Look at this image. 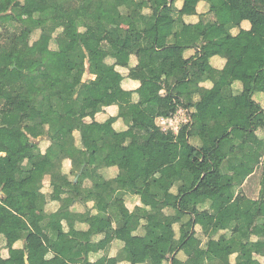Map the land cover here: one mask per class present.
<instances>
[{
	"label": "trees",
	"instance_id": "trees-1",
	"mask_svg": "<svg viewBox=\"0 0 264 264\" xmlns=\"http://www.w3.org/2000/svg\"><path fill=\"white\" fill-rule=\"evenodd\" d=\"M204 1L208 10L198 12ZM237 1L240 11L229 0H182L180 9L177 0H0V234L9 253L7 259L0 255V264H82L75 253L94 254L113 239L124 245L120 255L94 264H163L160 239L182 251L185 264H230L233 253L235 264H251L253 254L264 257V221L256 222L263 196L251 200L240 191L264 155V140L256 135L264 114L252 99L256 77L264 76V0ZM191 16L197 23L184 21ZM243 21L248 32L240 29ZM236 28L258 53L222 49ZM168 48L177 52L173 61ZM191 48L198 51L184 59ZM213 56L226 59L222 70L209 66ZM197 64L204 66L198 78L192 75ZM237 69L251 80L233 95ZM137 81L138 88L130 87ZM200 81L211 88L198 87ZM181 107L193 113L176 134L155 124ZM99 114L104 119L96 123ZM154 157L161 164L151 169ZM64 160L71 162L70 172L53 200L93 203L88 231L73 238L60 224L63 206L47 215L40 192L45 177L61 174ZM109 160L121 166L113 179L102 175ZM127 195L137 196L141 206L129 212ZM195 226L210 237L223 231L230 236H219L215 255L203 250L193 259L200 247ZM140 228L153 240L143 256H133L129 244ZM99 234L104 239L92 242ZM17 240L20 250L12 247Z\"/></svg>",
	"mask_w": 264,
	"mask_h": 264
},
{
	"label": "crops",
	"instance_id": "crops-1",
	"mask_svg": "<svg viewBox=\"0 0 264 264\" xmlns=\"http://www.w3.org/2000/svg\"><path fill=\"white\" fill-rule=\"evenodd\" d=\"M116 2H117V0H116ZM122 2H123V0H122ZM229 4L236 11L241 10L237 0H229ZM199 5H200V8H199L200 12L205 13L208 10V3L207 2L204 1V2L200 3ZM191 17H196V16H191ZM191 17H185V18H189L188 22H186V23H190V24L197 23L198 17H196L195 23L191 22V19H190ZM185 18H184V21H185ZM211 18H212V16H211ZM240 29L245 31V32H248L250 30V24L247 21H243L240 25ZM240 29H237V28L233 29V30H235V35H233V30L231 31V34L233 35L234 38L231 41L224 43L222 45V49L225 52H232L236 49H240V48L245 47L246 51L250 54L258 53L259 49L257 47L247 45L245 39L242 36L238 35ZM197 51H198V48L187 49L183 52V58L188 59V58L194 56L195 52H197ZM166 55H167V58L169 61H173L178 57L177 52L174 48H168L166 50ZM208 63H209V66L211 67L212 70L220 71L225 67L226 59L221 57V56H213L208 60ZM131 64H132V66H134L135 61H131ZM203 70H204V66L201 64H197L195 66V69H193L192 75L196 78L201 77ZM250 80H251L250 77L242 69L235 70L234 81H233L232 86H231V90H232L233 95H239L243 91L244 83L250 82ZM208 85H210V87H208ZM234 85H237V86L234 87ZM255 85L259 89L256 90V92L253 94L252 99L258 106H260V108L262 110V114H264V106H262V104L260 102H257L254 99V97H257V96H264V76H257L256 80H255ZM211 86H212L211 82H208V81H200L198 84V87L205 89V90L210 89ZM187 110H188V114L190 116V114L193 113V109L189 108ZM230 113L233 116L240 117L242 119V124H243L244 128H246V129L250 128L248 119L246 117L242 116L241 114L237 113L234 110H232ZM103 119H104V115L99 114L98 116H96L95 122L100 123ZM256 135L261 140H264V126L260 127L256 131ZM194 142L198 143V141H196V140H194ZM47 145H48L47 142L43 141L42 151H44L46 149ZM92 150H93V148L88 151L89 155H90ZM64 161H69V160H64ZM160 164H161V160L159 157H154L153 159H151L149 161V166L151 167V169L158 168L160 166ZM70 166H71V162H70ZM107 166L109 168L102 171V175L105 177V179H113L114 177H116V175L118 173V169L121 168V166H119V167L114 166L110 160L107 162ZM69 172H70V167L68 168L67 172H65L64 171V164L62 163L61 174L60 175H51V176L45 177L40 192L42 195H44V197H46V204L44 206V212L47 215H51V214L56 213L63 206V210H62V212H60V224L63 228V231L66 228L67 231H64V232L69 233V236L71 238H73L76 233H79V232L85 233L88 231L89 225L86 222V219L88 217L87 212H88V210H90L93 207V203L92 202H89L86 204L75 203V204L67 206L64 204L61 205L60 202L53 200L52 195L54 193L58 192V189L60 188V186H62L63 183L65 182L66 178H68ZM263 177H264V155L262 156V158L260 160V164L256 168L255 172L253 174H251L245 180L244 184L240 188L242 195L248 199L258 200V199H260L261 195L263 196V198L261 199L260 205H259L258 219L256 221L258 224H261L264 221V193L262 191V187L264 186ZM81 178H83V176H81ZM71 179L73 180V182H75L77 180V177H74ZM250 180H251V182H250L249 186H247ZM221 183L223 186L227 185L229 183V177H227V176L224 177L222 179ZM253 184H254V187H253ZM88 186H89V184L87 182H85L83 188L85 189ZM65 194H68V193H65ZM0 196H3L2 192H0ZM62 197H66V196L63 195ZM90 203H91V207H89ZM140 206H141V204H140L139 198L137 196L127 195L125 197V207L128 210L131 209V211H133V209L135 207H140ZM91 212H92V214H94L93 211H91ZM32 215L34 217H36L38 215V211L34 210L32 212ZM76 217H79V219H77ZM220 219H221V216L217 215L215 218L213 227L217 226V224L220 222ZM178 229H179V227L176 224L174 226L175 239H178V237H179ZM193 229H194V233H195L194 236L200 242V247L197 248L196 250H194V252L192 253L193 259H198L199 257H201L203 250L207 251V253L210 255H215L219 250V243H218L219 236L221 234H224L227 237L230 236V232L226 233V231H223V232L215 233L210 237L208 234L205 235L202 231V228H200L199 226H195V227H193ZM133 235H134V238L130 241V244H129L130 251H131L133 256H143L146 253L147 247L152 243L153 236L151 234H145L144 235L143 230L141 228L138 229ZM104 237H105L104 234H99V235L93 237L91 240H92V242H98V241L104 239ZM256 240H257L256 238H252V241H256ZM3 241H4V239H3ZM116 242L122 243L121 241H119L117 239H113L111 241V243L104 250H98V252H96L92 255H95L97 253L102 252L103 255L100 256L99 258H101V257L109 258L108 254L116 246ZM122 245H123V243H122ZM22 246H23V242L21 241V246L18 248H15V250L22 249ZM156 247L158 249V252L163 254L165 256V258L167 259V261L163 264H185V262L187 260L186 255L182 251L175 250L174 247L171 245L170 240L160 239V240H158ZM122 249H123V247H116L115 257L120 255ZM90 254L91 253H87L86 251L77 252V253H75V257L77 259L83 260L82 264H87V263H89V255ZM0 255L3 259L8 258L9 253H8V250H6V248H5V241L2 244H0ZM115 257H113V258H115ZM178 257H182V258H178ZM235 259H236V257H235ZM14 264H27V263L25 261H22V260H16L14 262ZM118 264H129V263L125 260H122ZM214 264H216V263H214ZM251 264H264V257L259 255V254H253Z\"/></svg>",
	"mask_w": 264,
	"mask_h": 264
},
{
	"label": "clouds",
	"instance_id": "clouds-1",
	"mask_svg": "<svg viewBox=\"0 0 264 264\" xmlns=\"http://www.w3.org/2000/svg\"><path fill=\"white\" fill-rule=\"evenodd\" d=\"M176 8L179 9L180 7H182V0H177L176 4H175ZM199 8H200V5L197 6V11H199ZM149 10L148 9H142V14H148ZM191 22L195 23L196 22V17H191ZM189 18H185V22H188ZM233 35H235V30H233ZM117 71H121V69L117 68L116 69ZM130 86L132 88H138L139 87V82H131ZM237 85H234V87H236ZM208 87H210V85H208ZM163 94V93H161ZM194 102L197 100V97H194ZM254 99L257 101V102H260L262 104V106H264V96H257V97H254ZM114 114V113H113ZM85 119H87V117H85ZM103 122V121H101ZM155 124L161 128L162 131H167L166 128H164V124H165V121L163 119H157L155 121ZM114 128L116 127L115 125L113 126ZM173 132H175L177 129L176 128H173L172 129ZM0 155H3V153H0ZM64 164V171L67 172L68 168L70 167V162L69 161H64L63 162ZM69 179H71V177H69ZM89 207H91V203L89 204ZM129 212H131V209H129ZM64 231H67V229L65 228ZM4 241H3V236L2 234H0V244H2ZM21 246V241L17 240L13 245L12 247L15 249V248H18ZM116 247H123L122 243L120 242H116V246L113 248V250L111 252H109V258H113L115 257L116 255ZM103 253H97L95 255H92L90 254L89 255V264H94V261L96 259H98L100 256H102ZM236 253H233L230 255L229 257V262L230 264H235V257H236ZM52 257V253L49 252L46 256H45V259H51ZM6 258V257H5ZM178 258H182V257H178Z\"/></svg>",
	"mask_w": 264,
	"mask_h": 264
},
{
	"label": "built area",
	"instance_id": "built-area-1",
	"mask_svg": "<svg viewBox=\"0 0 264 264\" xmlns=\"http://www.w3.org/2000/svg\"><path fill=\"white\" fill-rule=\"evenodd\" d=\"M159 119H163L165 121L164 128H166L167 131L173 132L172 129L176 128L177 130L175 132H173L175 134L179 130L180 124L188 125L191 121V118L188 114V110L185 108H182V107L179 108L173 116H171L169 118H159ZM164 132H166V131H164Z\"/></svg>",
	"mask_w": 264,
	"mask_h": 264
},
{
	"label": "rangeland",
	"instance_id": "rangeland-1",
	"mask_svg": "<svg viewBox=\"0 0 264 264\" xmlns=\"http://www.w3.org/2000/svg\"><path fill=\"white\" fill-rule=\"evenodd\" d=\"M121 2H122V0H117V3H121ZM3 11H5V8H4L3 6H0V12H3ZM29 15H30V13H29L28 11H24V12H23V17H24V18L29 17ZM0 32L2 33L1 30H0ZM37 35H38V31L33 32L32 36H31V42H33V41L37 38ZM86 36H87L88 38H91L92 35H91V33H90L89 31H87V32H86ZM51 47H53V43H51ZM22 65H23V64H17L18 67H22ZM183 126H185V125H184V124H180L179 129H180L181 127H183ZM177 132H178V131H177ZM250 182H251V180L249 181V183H248L247 186H249ZM255 183H256V182H255ZM256 185H257V184H256ZM253 187H254V184H253Z\"/></svg>",
	"mask_w": 264,
	"mask_h": 264
},
{
	"label": "water",
	"instance_id": "water-1",
	"mask_svg": "<svg viewBox=\"0 0 264 264\" xmlns=\"http://www.w3.org/2000/svg\"><path fill=\"white\" fill-rule=\"evenodd\" d=\"M84 78H86V76H84Z\"/></svg>",
	"mask_w": 264,
	"mask_h": 264
}]
</instances>
